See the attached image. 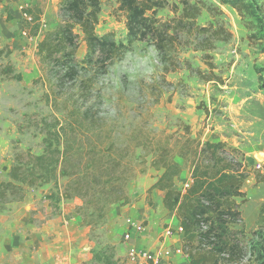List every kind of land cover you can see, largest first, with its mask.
<instances>
[{"label":"rangeland","instance_id":"374dc122","mask_svg":"<svg viewBox=\"0 0 264 264\" xmlns=\"http://www.w3.org/2000/svg\"><path fill=\"white\" fill-rule=\"evenodd\" d=\"M187 1L201 8L193 27L179 25L180 0H169L168 6L156 13L161 23L171 27L168 36L174 38L163 52L151 41L135 42L130 51L105 68L96 65L77 81L62 83L54 71H46L36 55L43 33L61 22L57 0H0V69L9 64L12 75L21 77L18 80L0 74V182L8 180L16 153H42L43 121L53 123L55 119L64 124L68 111L75 106H92L100 112L120 154L118 148L123 152L133 148L127 158L132 171L126 185L129 203L110 206L105 224L94 231L92 239L81 216L74 212L79 199L62 201L59 213L53 214L57 212L54 204L44 198L56 191L53 182L24 187L23 200L4 205L0 213H10L17 220L27 215V223L40 233L51 223L62 226L76 217L86 231L90 250L97 242L110 243L120 264H189L181 251L182 233L174 214L159 202L161 193L148 191L159 172L149 165L150 155L144 146L146 135L153 140L164 134L179 138L187 125L192 137L225 141L243 154L250 175L242 187L245 200L239 207L241 222L235 225L245 231L243 252L238 259L220 264H259L256 251L264 249V231L256 227V218L264 205V182L257 181L254 174L257 170L264 176V39L253 41L247 36L258 31L264 37V18L246 15L242 20L223 0ZM247 1L255 11L261 4V0ZM209 6L216 10L209 12ZM25 7L40 12L36 36L27 34L31 25L24 18ZM98 18L99 35L110 31L115 40L124 41V15L117 9V0H100ZM250 20L251 31L244 26V21ZM210 23L214 28L222 25L231 37L216 40L209 31L205 34L199 30ZM84 54L85 43L80 41L77 58ZM207 61L213 63L212 71ZM81 81L87 84L86 93ZM137 143L141 146L134 147ZM189 177V169L183 165L175 189L185 188ZM66 181L58 179L60 189ZM30 232L24 235L27 240ZM88 261L81 264H90Z\"/></svg>","mask_w":264,"mask_h":264},{"label":"trees","instance_id":"16d2710c","mask_svg":"<svg viewBox=\"0 0 264 264\" xmlns=\"http://www.w3.org/2000/svg\"><path fill=\"white\" fill-rule=\"evenodd\" d=\"M223 3L231 6L242 20L246 15L256 20L264 18V0L256 5L257 11L247 0H223ZM57 4L61 22L43 33L36 44V55L46 66V71H54L62 83L77 81L82 73L91 71L96 65L105 68L114 58L130 51L135 42L151 41L163 52L166 43L174 39L168 36L171 27L156 17L160 9L168 6L169 0H117V9L124 15V41L115 40L110 31L102 35L96 32L100 0H57ZM180 4L179 25L195 26L201 8L187 0H180ZM214 10L216 7H208L209 12ZM22 12L28 17L26 23L31 25L26 28L27 34L36 36L41 21L39 10L25 7ZM251 20L244 21L249 31L253 30ZM199 30L205 34L209 31L216 40L231 37L222 25L214 28L210 23ZM247 38L264 39L258 31H253ZM80 41L85 43V54L78 59ZM204 56L210 59V55ZM207 66L210 71L214 69L210 61ZM0 74L21 78L19 74L12 75L9 64L0 69ZM81 85L86 93V82L81 81ZM99 114L92 106H75L68 111V120L64 124L55 119L53 123L44 120L42 153L14 155L8 180L0 182V210L10 202L22 201L24 187L53 182L56 191L44 197L54 204L57 212L53 214L59 213L62 201L79 199L80 204L74 212L81 216L92 239L94 231L105 224L110 206L129 203L126 185L132 176L127 158L133 148L127 147L125 152L118 148L120 154L111 141V131L102 123L105 118ZM189 130V126L184 125L179 138L164 134L161 139L153 140L146 135L144 146L150 155L149 165L159 172L148 191L157 189L163 193L162 206L173 213L178 222L182 233L181 251L189 264L233 261L243 252L241 239L245 231L235 225L241 222L239 207L245 200L242 187L250 170L239 149L221 140L201 141L198 136L192 137ZM139 146L140 143L134 145ZM183 165L189 169L190 182L183 190H177L174 182ZM254 175L257 181L264 182V176L257 170ZM59 178L67 179L62 189ZM256 227L264 231V205L258 210ZM258 250L261 253L256 251L257 261L264 264V249L259 247ZM90 252V264H120L110 243L97 242V247Z\"/></svg>","mask_w":264,"mask_h":264},{"label":"crops","instance_id":"0c3cea01","mask_svg":"<svg viewBox=\"0 0 264 264\" xmlns=\"http://www.w3.org/2000/svg\"><path fill=\"white\" fill-rule=\"evenodd\" d=\"M153 191L155 195L161 193L162 205L163 193ZM24 217L17 220L10 213H0V264H81L90 259L89 241L78 218L64 221L62 226L51 223L40 233L27 223V215ZM27 230L31 231L28 240L24 236Z\"/></svg>","mask_w":264,"mask_h":264},{"label":"built area","instance_id":"2783aa9c","mask_svg":"<svg viewBox=\"0 0 264 264\" xmlns=\"http://www.w3.org/2000/svg\"><path fill=\"white\" fill-rule=\"evenodd\" d=\"M24 18H25V19H28V17H26L25 15H24ZM188 185H189V184H187V185H186V187H187ZM186 187H185V188H186ZM183 189H184V188H183ZM183 189H182V190H183ZM128 221H130V220L128 219ZM178 230H180V231H181V229H180V228H179ZM169 233H170V232H166V234H167V235H168Z\"/></svg>","mask_w":264,"mask_h":264}]
</instances>
